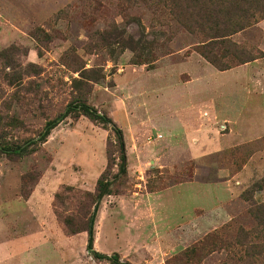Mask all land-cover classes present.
Masks as SVG:
<instances>
[{
  "label": "rangeland",
  "instance_id": "rangeland-1",
  "mask_svg": "<svg viewBox=\"0 0 264 264\" xmlns=\"http://www.w3.org/2000/svg\"><path fill=\"white\" fill-rule=\"evenodd\" d=\"M10 1H0V264H264V132L218 141L229 127L212 118L238 97L214 80L253 74L233 70L264 56L254 0H64L52 11ZM204 99L196 158L186 108ZM246 163L238 192L197 206ZM99 179L110 194L97 201ZM41 229L71 237L61 258L8 247L16 235L40 244Z\"/></svg>",
  "mask_w": 264,
  "mask_h": 264
},
{
  "label": "crops",
  "instance_id": "crops-1",
  "mask_svg": "<svg viewBox=\"0 0 264 264\" xmlns=\"http://www.w3.org/2000/svg\"><path fill=\"white\" fill-rule=\"evenodd\" d=\"M0 1H5V0H0ZM8 4H10V0H6ZM22 2H29L30 0H21ZM49 3V9L50 11L57 9L59 6H61V4L63 3L64 0H46ZM260 25H262L263 29H264V19L261 20ZM264 48V46H263ZM264 51V49H262ZM253 70L255 73H251L248 75H243V74H239V75H222L219 76V80H214V82H222L225 84H229V85H223V86H216L215 91L219 92H230L231 95H238L237 98L235 99H239L238 100V104L236 105L234 103V100L229 103V100L234 97L231 96V98L228 100H222L224 101V103L228 104V107H230L229 110L223 112L222 114H219L218 111L217 114L215 111V113H213V119L215 120V123L220 124V123H225L228 127H229V132L227 133H223L220 132V130L217 127L216 134L218 137V141H223L222 138L224 136H231L230 137V142L231 144L234 143L232 141H236L239 139H247L249 136H252L253 132L257 131V132H264V56L259 57V58H254L253 60L249 61L246 65L244 66H240L235 68L233 71H237V72H241L242 70ZM260 69H262V71H259ZM259 72V73H258ZM250 95H255L254 100L250 99ZM257 98V99H256ZM244 101V102H243ZM253 101H256L255 104L253 103ZM209 104H211V100H199L197 102H193L187 103V108L186 110L188 111V117H185V119L188 121V127L187 130L188 132H190L191 134V138L189 140H191V142L194 143H198L196 144V148L194 149V154L192 153V156L198 158L203 156L204 154H206L204 151H206L204 149V146L202 145L201 142H199L200 140L197 137V134L201 132V128H202V123L199 121L197 124H195V122L193 121L192 115L195 114V112H197V115H199V117L202 114L203 110H200L201 107H205V106H209ZM253 104V105H252ZM253 106V107H252ZM217 107V105H215V108ZM254 116L251 118H255L256 122L252 121V119L249 116ZM238 134H236V132H239ZM234 136H238V139L234 138ZM222 146H224V144L222 145L221 142H214V145L211 147L210 150L216 151L218 149H221ZM209 151V149H208ZM247 167L248 164L246 163L243 168L228 176L229 179H226L224 181V183L220 182V181H215L212 182L210 187V196H208V202L205 201H201V203H197V206H200L201 208H208V209H214L218 206V203L222 202V197L229 199L230 197H232L234 194L238 192L239 189L234 190L233 189V183H238L239 180L247 177L248 171H247ZM234 179L236 181H234ZM207 183V182H205ZM202 196L203 195H208L206 194L207 191H203L202 192ZM210 197V198H209ZM38 234V239H40V244L36 243V244H30L28 242H26L28 239L24 236V235H16L14 238L10 239V241L8 242V247L16 250H20L19 252H21L20 254H30V250H34L35 248L37 249V252L39 251V249L41 248H47V249H51L53 250L55 253H57V255H59V257L61 258L62 256L59 254V250L62 249H68L70 248V246H68L67 244L64 245L62 243L64 242H68L70 241L71 237L70 236H66L64 234H62L61 232H58L56 234V232L54 233H50V236L47 235V232H44L42 229L38 230L37 232ZM61 238L62 242V246L61 245H57L55 244V241L57 238ZM62 237H66V240H64L65 238ZM39 244V245H38ZM65 246V247H64ZM16 252V251H15ZM62 253V252H61ZM11 254V253H10ZM38 255V254H37ZM13 256L11 257H6L4 260H10ZM30 257V256H29ZM28 257V258H29ZM28 258H25V262L24 259L21 260V264H29L30 260H28ZM38 259L36 260L35 264H40L38 262V260H40L41 258L37 257ZM70 257H67L65 261H67ZM6 261H4L2 264H5ZM64 258L62 259V263H65Z\"/></svg>",
  "mask_w": 264,
  "mask_h": 264
},
{
  "label": "trees",
  "instance_id": "trees-1",
  "mask_svg": "<svg viewBox=\"0 0 264 264\" xmlns=\"http://www.w3.org/2000/svg\"><path fill=\"white\" fill-rule=\"evenodd\" d=\"M252 4H253L252 8L254 11H256V12L260 11V15H258V19L264 18V0H254V2ZM214 36L219 37L221 35H214ZM75 109L77 111H80L82 114L88 116L90 119H92L94 121H99L101 119V116L97 113V111L94 108L88 106L87 104H78V106H76ZM70 112H72V110L69 106L66 108L63 116L69 114ZM57 119H53V120L48 121L45 124V127H44L42 133L39 135V137L36 140H33V142L44 140L45 137L47 136V134L49 133V130L56 125V123L58 121ZM120 144H121V146H123V141L121 138H120ZM23 150H24V148L22 149V151ZM124 169L125 168H124V162H123V156H122L121 164L119 165V170H120V172H124ZM105 194H110L109 183L107 181H102L101 179H99L98 183H97V195H96L97 201H99L100 198ZM94 209L96 210L97 206H95ZM95 210L93 211V214L89 217V224H88L87 228L85 229V230H87V233H88L87 244H86V250L88 252H94V250H93V222H94V217H95ZM114 256H115V254H114ZM111 264H118V262H116L115 260H112Z\"/></svg>",
  "mask_w": 264,
  "mask_h": 264
}]
</instances>
